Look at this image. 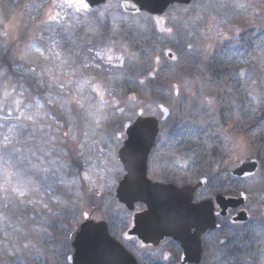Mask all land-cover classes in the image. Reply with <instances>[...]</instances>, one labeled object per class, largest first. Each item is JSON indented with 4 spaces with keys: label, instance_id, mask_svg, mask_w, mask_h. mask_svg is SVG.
Instances as JSON below:
<instances>
[{
    "label": "trees",
    "instance_id": "1",
    "mask_svg": "<svg viewBox=\"0 0 264 264\" xmlns=\"http://www.w3.org/2000/svg\"><path fill=\"white\" fill-rule=\"evenodd\" d=\"M31 1L34 0L26 2V8L21 7V0H12L11 4H14V10L21 15L29 9ZM207 2L209 0H194L189 7L174 6L167 11L166 27L174 25L172 17L183 19L187 25V31L179 30L175 41L157 29V26L154 27V21L148 19L146 14L142 16V20L125 25L122 41L131 51L139 54L140 60L131 63L125 61L126 72L121 85L117 84L114 88L121 93L118 98L125 108V114L122 115L124 118L130 115L136 117L140 109L148 114L153 110V105L160 102L170 108L168 123L171 124V135L167 139V147H170L172 170L181 173L179 176H185L182 186H195L202 179L208 181L197 193L196 202L208 201L218 196L237 199L241 193L248 196L245 208L251 215L250 221L245 224L234 223L231 220L233 214L227 218L219 217L220 228L203 237L201 264H261L264 260V105L250 103L248 92L259 95L264 84L252 85L247 77L251 75L259 81L264 76V0H223L228 6L219 8L218 11L216 7L205 10L203 5ZM234 2L256 7L237 9L232 6ZM198 15L202 17L199 21L196 20ZM209 16H215V21H210ZM105 17L108 21L107 16ZM217 21L227 22L226 26L216 24ZM16 25L21 28V22ZM108 25V22L105 23V28ZM103 32L107 34L108 30ZM25 41L26 36L23 37L20 29V47H23ZM34 42L39 46L41 40L37 38ZM186 42L201 50L202 45L211 43L213 50L206 60L200 51H192L189 56H184L177 48L183 49ZM0 45V55L6 57L2 58L0 64L8 68L15 42L12 44V40L2 38ZM169 48L179 57V64L164 55ZM33 55L32 59H38V54ZM156 55L168 60L170 64H176V74L171 78L149 79L140 84L139 81L144 79L142 73L148 69L147 57ZM13 67L12 65L13 78L18 85H23L25 96L42 100L43 95L39 91L35 93V83L31 78L25 73L18 74ZM25 68L27 71V64ZM240 70H245V76L237 75ZM184 79L199 80L204 85L203 93L198 84L193 86L191 93L182 89V94L177 96L175 92H171L170 86ZM132 97L135 100H131ZM205 98L213 99L214 103H202ZM241 149H251L252 159L259 164L257 173L250 177L257 182L253 187L249 186L248 180H238L232 176L235 166L229 165L228 157L231 152ZM177 156L179 160L173 161ZM53 160L56 161L54 168L58 169L57 159ZM25 204L18 217L11 212L2 215L17 254L13 264H68V256L73 250L69 239L59 229L70 225V219L61 217L64 211L58 209L57 214L55 212L50 217L53 223L51 231L43 227L44 231L49 232L40 237L39 233L33 231L35 226L27 215L31 211L26 210ZM108 211L109 209L107 213ZM25 219L28 220L27 224ZM25 235L32 241L28 250L23 248ZM144 262L162 264L148 258ZM0 264L9 263L0 260Z\"/></svg>",
    "mask_w": 264,
    "mask_h": 264
},
{
    "label": "snow or ice",
    "instance_id": "2",
    "mask_svg": "<svg viewBox=\"0 0 264 264\" xmlns=\"http://www.w3.org/2000/svg\"><path fill=\"white\" fill-rule=\"evenodd\" d=\"M149 0H134L130 7L132 10L140 16L144 15L145 10L152 11L148 8ZM121 7V5H108V7ZM223 0H218V2L213 3V0L203 5L205 10L213 7L224 8L227 7ZM233 7L237 9L247 10L249 7H256V5H248L245 3L234 2ZM37 10L42 9V15L46 19L41 20V24L47 25L49 21L56 22V26L61 29L62 32L69 31L73 25L69 23L67 19V13L62 15V11H55L59 8L61 10L72 9L74 13L87 14L92 10V5L88 0H53L50 5L40 4L35 6ZM125 11H127V5L124 6ZM197 7H201L197 5ZM187 11V10H185ZM3 15V8H0V16ZM100 15H104L101 11ZM13 19H15L13 17ZM79 19V17H77ZM148 19L154 20V27L159 26L160 31L168 34L170 38L174 41L177 38L179 30L183 29L187 31L186 22L183 19H177L172 17L175 21L172 27L165 26V20L160 16H148ZM201 16H197L196 20H201ZM215 16H209L210 21H215ZM26 27V25H25ZM8 28H11L12 33L18 31V25L9 22L5 26V31L3 35L5 37L9 36ZM48 30V29H46ZM93 30L89 28V32ZM208 38L207 36L205 37ZM233 39L235 37H232ZM39 39L44 40L45 37L41 32L39 34ZM36 40L35 34H33L29 39H27L23 47L14 46L12 51V61L15 65L16 61H24L27 64V73H30L33 77L37 78V83L41 87H45L48 90V94L44 97L43 102L36 99H29L25 96V91L23 90V85H17L13 81L12 76L9 73L8 68L0 64V129H6V131L0 132V196L4 200H10L13 196L19 200L21 204L25 203V197L29 196L27 202L35 204L36 200L30 198V192H36L33 185V179L30 176H25V174L17 168V161H23L25 157L20 155L23 153L24 149L19 147V145L26 143L27 140H32L36 138V133L40 135V140L42 144H48L55 147L54 142L57 140L62 141L63 144H67L69 141L75 143L78 148L83 149L85 147L84 143H81L77 137V133L73 129L77 126V120L83 121L85 124L94 123L96 127L100 126L101 120H107L110 117L120 113L125 114V108L120 106V102L116 101L115 97L111 92V85L108 81L111 77L105 79L104 73L106 69L102 64H89L82 63L80 67H77V61L73 60L70 56L67 58L62 57V53L56 50L58 45L57 40L49 38V44H37L34 42ZM117 44L116 41H108L106 45L100 47L98 51L94 52V56L99 58L105 64H112L114 60V46ZM7 50V44L4 45ZM213 50V45L208 43L202 45V50L195 48L192 43H185L183 49L177 48V51H181L182 55L189 56L192 51H200L203 59H208V56ZM88 51L91 53L94 51L93 48H89ZM119 54L115 55V60L118 62L114 65L116 68L123 69L125 67V61L128 60L129 63L133 61H139L140 56L134 51H131L128 45L121 42L118 47ZM33 53L38 54V59L42 58L44 61L52 62L51 66L48 63L41 67V71L37 73V68L33 67V64L38 63V59H32ZM170 58L172 61H176L179 64L180 59L172 49H168L164 54ZM148 69L143 72L144 79L140 80V84H144L145 80H156L157 78H171L176 74V64H170L168 60L162 59L160 55L147 57ZM95 68L97 70V75H84L83 70ZM19 70L18 68L16 69ZM80 74L81 78L76 79L77 74ZM237 75L243 77L245 76V70H240ZM47 77V79H44ZM252 85L264 84V76L258 79H254L251 75L248 76ZM199 85L200 91L203 93L204 85L199 82V80L189 81L182 80V82L172 84L170 86L171 92H175L177 96L182 94V89L186 92H192L194 85ZM55 88L56 91L53 94L51 91ZM86 90L88 94L85 95ZM230 90V89H229ZM106 93L109 96H113L112 101L106 100ZM92 94H95L94 96ZM195 95V93H192ZM251 97L250 103L255 102L256 104L264 105V88L261 89L259 95H254L252 92H248ZM135 100V97L130 98ZM88 102V107H85V102ZM95 101V102H93ZM202 103L212 105L214 103L213 99H207ZM163 112H167L168 109L160 106ZM106 108L111 109L110 112L105 111ZM55 109V111H53ZM143 115V111L139 113ZM65 117L66 119H61ZM88 118H91L89 121ZM130 119V118H129ZM8 121H15V123L9 124ZM137 125L133 123L121 124L122 129H127L128 134H131ZM25 130L28 131L26 139H22ZM54 131H59L60 136L54 135ZM82 132L83 137H88L89 133L83 129L79 130ZM226 132V130H225ZM125 136L123 131L117 136V140H122ZM43 150V149H41ZM29 152L35 155L33 149L29 148ZM51 155V152L47 153ZM80 155L83 156L84 153L81 151ZM229 165L239 168L241 173L245 177H251L252 173L245 170V165L248 163H254L252 161V151L241 149L238 152H231L229 154ZM50 163L55 166L56 161H50ZM87 164V160H85ZM61 166L63 162H61ZM187 165H185L186 167ZM59 171V169H56ZM44 173H49L50 168L44 167L42 169ZM83 181L88 182L87 191L92 192L94 195L99 196L106 186L105 173L102 170H97L95 175L90 172L89 169L85 168L80 177ZM208 181H204L207 183ZM73 184L77 181L73 180ZM77 196L81 194L76 193ZM241 195H243L241 193ZM246 198V197H245ZM43 207L47 208L46 203ZM217 216L220 215L219 212L216 213ZM92 218L89 216V212H82L81 219ZM5 219H7L5 217ZM88 225H84L87 227ZM40 228H34L33 231L39 232ZM17 231H22V229H17ZM25 242L23 243V248L28 249L32 246V241L28 239L27 235L24 236ZM111 264H118V262L113 261ZM264 264V260L261 261Z\"/></svg>",
    "mask_w": 264,
    "mask_h": 264
},
{
    "label": "water",
    "instance_id": "3",
    "mask_svg": "<svg viewBox=\"0 0 264 264\" xmlns=\"http://www.w3.org/2000/svg\"><path fill=\"white\" fill-rule=\"evenodd\" d=\"M192 1L149 0L148 8L152 11L145 12L152 16H162L169 7L176 4L189 6ZM88 2L93 9L104 5L107 0ZM133 2L134 0L131 3ZM131 3L127 4V12L135 13L130 7ZM161 112L164 115L163 121H166L170 111ZM139 113L135 130L128 134L125 129L128 139L119 153L126 175L116 191V198L130 212L138 204L146 207L143 213L135 216V226L129 235L136 237L144 245L154 247L171 239L182 251L180 264H201L203 236L220 228L217 225L216 208L220 209L222 217H226L229 210L243 207L247 196L243 194L239 199L219 196L195 205V195L206 186L204 181L207 180L200 181L195 187L184 188L152 183L147 174L148 161L158 137L159 122L156 119H144ZM252 161L255 162L254 166L253 163H248L245 170L253 175L258 170V163L253 159ZM233 175L237 179L245 177L239 168ZM233 221L247 223L249 215L244 211L240 212ZM70 245L74 252L68 257V264H111L113 261L118 264H137L136 259L111 238L108 226L103 222L86 221L71 235Z\"/></svg>",
    "mask_w": 264,
    "mask_h": 264
},
{
    "label": "rangeland",
    "instance_id": "4",
    "mask_svg": "<svg viewBox=\"0 0 264 264\" xmlns=\"http://www.w3.org/2000/svg\"><path fill=\"white\" fill-rule=\"evenodd\" d=\"M28 1L30 0H21V4H22L21 7L26 8V5H27L26 2ZM129 1L130 0H124V2H129ZM52 2L53 0H34L31 3V5L28 7L29 9L25 10L21 15H19L17 13V10H14L15 8L13 7L14 4H11L12 0H0V8H3V15L0 16V39L6 38L7 40H12V44L15 42V46L18 45L20 47L19 45L20 29L22 31L23 37L26 36V40L29 39L33 34H35L36 39H37L39 38V34L42 32L45 37L44 40H41L43 44L45 45L49 44V38L53 40H57L59 43L56 47V50L62 53L63 58H67L70 56L73 60H76L77 67H80L82 63H89V64L99 63V64H102L103 67L106 69L104 73L105 79L107 77H111V80L108 82L114 81L115 79L122 78L124 72H126L125 67L123 69H120V68L114 69L112 65H115L117 63L116 61L113 60L112 64H105L103 61H98V59L94 56V52L98 51L100 47L106 45L107 42L110 40L117 42V44L114 46V49L118 51L119 42H121V39L119 36L120 34H123L124 26L134 21L132 17H130L129 14L124 12V8H123L124 6H122L121 3L117 0H108V3L105 6H103L102 8L101 7L94 8L87 14L74 13V10L72 9L61 10L57 8L55 9V11H62V15H64V13H67V19L69 23L73 25V27L69 31L62 32L61 29L56 26V22L54 21H49L47 25L41 24V20L46 19V17L42 15L41 10H37V8L35 7L40 4H44L47 6V5H50ZM216 2H218V0H215V3ZM15 5H16V2H15ZM108 5H121V7H115V6L108 7ZM216 9L217 11L219 10L218 7H216ZM101 11L104 12V15H100ZM105 16H107V18L109 19V22H108L109 25L107 28H105V23H107ZM13 17L15 19H13ZM77 17H79V19H77ZM10 21L11 23H14V24H16L17 22H21V28L18 27V31L16 33H12L11 28H8V31L10 34L8 37H5L3 35V32L5 31V26L8 25ZM135 21H139V20L137 19ZM226 23L227 22H219V21L216 22V24L221 25L222 27L226 26ZM89 28H91L93 31L89 32ZM104 30H108V33L105 34L103 32ZM103 34H105L106 37H104ZM0 47L2 46L0 45ZM89 48H93L94 51L90 53L88 51ZM2 58H6L5 55L4 56L0 55V63H2ZM8 63H9L8 70L12 78L14 77L13 76L14 73L11 71V66L13 65L14 66L13 70L15 72H17L18 74L19 72L25 73L27 76L31 78L32 82L35 83V86H33L35 93L39 91V94L42 93L43 95L42 97L44 99V97L48 94V90L45 87H41L37 83V78L33 77L30 73H27L26 68H25L26 62L23 61L22 63H20L18 61L19 64L15 63L14 65L12 58L11 59L9 58ZM46 63L50 64L49 61H44L42 58H39V72L41 71V67ZM32 66L37 68L38 63L33 64ZM17 68L19 69L18 71L16 70ZM93 69L94 68L88 69V70L86 69V72L83 71V74L84 75L97 74V72H94ZM79 78H81V76L78 73L76 79H79ZM44 79H47V77H45ZM13 81L15 82L14 78H13ZM249 81L250 80L248 79V82ZM110 90L113 96L115 97L116 101L120 102V106H121L122 105L121 99L118 98L121 95V93L118 92L114 88V86H111ZM51 91L54 94L56 89L52 88ZM35 93L33 94V96L35 95ZM87 94H88V91L86 90L85 95ZM92 95L94 96L95 94H92ZM113 96H109L106 93L105 99L112 101ZM162 96H165V94L162 93ZM38 99L41 100V98H38ZM159 105L167 106V104H164L161 102L156 105L154 104L153 106L155 107V111L150 110L148 115L159 118L161 120L163 115L158 108ZM85 107L86 108L88 107L87 101L85 102ZM107 109L109 108H106L105 111ZM128 117L129 116H127V118ZM88 119L89 121H91V118H88ZM77 122L80 123L81 120H77ZM8 123L9 124L15 123V121H8ZM167 123L165 125L166 131H167V127L168 129L171 130V124L170 123L167 124ZM81 124L82 123H80V125ZM85 125H88V132L95 133L96 126L94 123L85 124L83 122V125L81 126L83 127ZM101 125H102V120H101L99 128H101ZM2 131H6V129H0V132ZM27 134H28V131L25 130L24 136L22 137V139H26ZM53 134L55 135V131ZM78 136L79 135H77V137ZM0 139H2V137H0ZM19 147H22L24 149L23 153H21L20 155H23L25 159L23 161H17V168L14 170L19 169L25 174V176H30L34 182L33 185L30 186V188L35 187L37 189L36 192H30V198L33 200H36L37 203L35 204L29 203L27 202L29 199H27L25 202L26 203L25 206H26L27 211H31L29 212L30 221L33 223L35 228L41 229L39 232L36 231L37 233H39L40 237H44L47 234V232L51 231L52 229L53 223H51L50 221V214H54V211L50 210L49 203L50 204L55 203V205H58V206L61 203V210L64 211V214L61 217H64V219H70V222H71L70 225L63 226L61 227V229H59V231L65 233L66 239L67 238L69 239L71 237L72 232H74V230H76V228L79 226V223L82 222V220H80L81 218L79 219L72 215L75 209L80 208L79 217H81L80 213L82 209L83 210L87 208L89 209L88 206H91L90 208L94 209L95 207L93 206V204L96 205V207L99 208L100 211L104 210L105 205L102 204L104 200L102 201L100 199V198L102 199L104 198L102 197V195L96 196L92 192H88L87 191L88 182H86V186L84 187L85 190L82 193H85L86 195L89 196V197L87 196L88 197L87 200L88 199L90 200L89 201L91 202L90 205L88 202H85V203H82L81 205L73 206L70 210H68L66 207V202L63 199L62 200L50 199L51 190L53 189V181L56 180V169L50 163V161H53V151H51V155H48L47 153L50 152V148L52 149L53 147L48 144H42L40 140V135L38 132L36 133L35 139L27 140L26 143L19 145ZM29 148L33 149V151L35 152V155H33L31 152L28 151ZM84 149H86V147H84ZM74 157L76 158L79 157L81 159L82 161L80 165L81 167L84 161L87 160V164L85 168L89 169L90 172L94 175L97 170L104 171L105 175L108 173L106 168L104 169L101 166L102 157L99 155L98 152H96L95 146H93L90 152L86 151L83 156H81L80 154L79 155L75 154ZM44 167L50 168L51 171L47 174L44 173L42 171ZM85 168L82 167L81 169H85ZM247 182L249 186L251 185V187L255 186V184L257 183L255 182L254 179H250ZM76 188L80 189L79 186H76ZM104 190H106V192H103V194L105 195L109 192V190L111 191L112 188L111 186H108V188H104ZM26 197L29 198V196H26ZM44 203L48 205L47 208L43 207ZM23 204H21L19 200L16 199L14 196L12 199L7 200V201L4 200L2 196H0V260L8 262L9 264L10 263L13 264L17 254L13 249L12 237L6 230V227L4 225V220L2 219V215H4V213L11 212L13 215L17 217L20 216L21 211L24 207ZM123 214L125 215V210ZM72 221H73V224H72ZM27 223H28V220L25 219V224ZM43 227H47L50 230L46 232L42 229ZM129 228L130 227H128L127 230ZM66 239L64 242H66ZM70 254H72V252ZM3 257H6V258L3 259Z\"/></svg>",
    "mask_w": 264,
    "mask_h": 264
},
{
    "label": "flooded vegetation",
    "instance_id": "5",
    "mask_svg": "<svg viewBox=\"0 0 264 264\" xmlns=\"http://www.w3.org/2000/svg\"><path fill=\"white\" fill-rule=\"evenodd\" d=\"M131 1V0H130ZM129 1V2H130ZM129 2H121V5L124 6L126 3ZM137 15V14H136ZM165 20L164 17H161ZM160 30L159 26H157ZM121 42H123L121 40ZM119 42V44L121 43ZM119 54L118 51L114 49V61L115 55ZM98 61H101L99 58H97ZM117 62V61H116ZM118 63V62H117ZM99 64V63H98ZM114 69H119L114 67ZM88 70V69H87ZM86 72V70H83ZM94 72H97V70L94 68ZM97 75V74H94ZM123 77V76H122ZM122 78L115 79L114 81L108 82L111 83V86H117V84L121 85ZM106 111L110 112V109H107ZM131 116V117H130ZM128 118L122 117L121 114H116L113 117H110L107 120H102L101 128L96 127L95 133L88 132V125H83V122L80 125L79 122H77V126L73 129L74 132L77 133L78 139L81 143L85 144L86 149H80L78 146L69 141L67 144H63L62 141L57 140L54 144V148H50V152L53 151V159H57V166L59 171L56 170V180L53 181V189L51 190L50 199L52 200H64L66 202V207L68 210H70L73 206L81 205L82 203L88 202L89 205L91 202L87 198L89 197L84 192V187L86 186V181H83L80 179L82 172L84 169H81L82 167H86L85 161L80 166L82 161L78 157H74L75 154L79 155L82 151L83 153L90 152V150L95 146L96 152L99 153V155L102 157L101 166L107 170V174L105 175L106 180V186L104 188H108V186H111L112 190L107 193L103 194V192H106V190L103 189V191L100 193L102 195V198H100L103 202L102 204L105 205L104 210L100 211L99 208L96 207V205L93 204L95 207L94 209H91V206H88L89 209H82V212H89V216L92 218L89 219H80L79 217V210L75 209L72 213L73 216L76 218H79L82 220L81 223H79V226L76 228V230L83 225L86 221L92 220L96 222H103L106 223L110 236L115 239L118 243H120L135 259L137 260L138 264H150V262H144L147 258L153 259L161 262L162 264H180L182 252L181 250L174 245L172 240L166 239L161 243L159 247L154 246H147L141 243L137 238L131 237L129 233L134 228V219L135 216L143 213L146 208L142 205H137L135 207V210L133 212H130L127 210L126 207L120 204V202L116 198V190L125 177V170L123 165L119 161V153L124 148L125 143L128 139L127 134L125 132V129L121 128V124H127V123H133L138 119V116L135 117L134 115H130ZM145 118H149L148 116H145ZM61 119H66L65 117H61ZM160 130L159 135L156 139L153 151V157L149 158L148 163V179L152 181L155 184H161V185H169V186H176L179 188H183L185 186L183 184V180L185 176H179L181 173H178L177 170L173 171L172 167L170 166V162L172 161L171 155H170V147H167L168 140L171 135V130L168 129L165 130V125L160 119ZM83 129L84 131H87L89 133L88 137H83L82 132L79 130ZM123 131L125 133V136L122 140H117V136L120 134V132ZM55 135L57 137L60 136L59 131H55ZM55 153V154H54ZM57 153V155H56ZM150 154V155H151ZM179 157L173 158V161H178ZM61 162H63L64 166H61ZM151 162V167H149V164ZM236 168L232 170V176L233 172ZM183 170V169H182ZM184 173V171H183ZM249 178L245 177L244 179ZM76 180L77 183L73 184L72 181ZM76 186H79L80 189L76 188ZM78 190V191H77ZM80 192L81 197L77 196L76 193ZM99 195V196H100ZM104 195V196H103ZM88 196V197H87ZM198 204V203H195ZM56 211L58 209H61V203L60 205L50 204ZM244 207L239 208L238 210H230L226 216V218L233 214L231 220L237 216L238 213L241 211H246L249 215V211ZM91 209V210H90ZM109 209L108 213L107 210ZM125 210V215L123 214ZM217 212L220 213V211L217 209ZM216 212V213H217ZM80 213V216H81ZM251 216V215H250ZM251 219V217H250ZM130 227L128 230L127 228ZM74 230V231H76ZM73 233V232H72Z\"/></svg>",
    "mask_w": 264,
    "mask_h": 264
}]
</instances>
